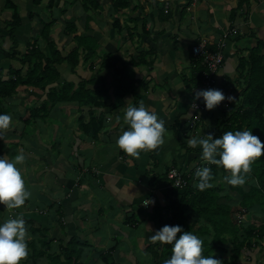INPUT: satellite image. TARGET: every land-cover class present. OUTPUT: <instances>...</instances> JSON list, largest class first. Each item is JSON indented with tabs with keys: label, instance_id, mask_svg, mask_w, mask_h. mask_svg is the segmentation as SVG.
<instances>
[{
	"label": "crops",
	"instance_id": "crops-1",
	"mask_svg": "<svg viewBox=\"0 0 264 264\" xmlns=\"http://www.w3.org/2000/svg\"><path fill=\"white\" fill-rule=\"evenodd\" d=\"M12 1L20 11L21 24L11 34L5 30L11 11L6 0H0L3 80L13 72L25 76L28 65L21 64L19 57L31 45L40 46L48 55L44 34H40L43 23L53 25L49 35L62 56L73 50V38L79 35L95 40L97 46L74 69L57 65L58 79L44 89L39 80L34 85H19L15 95L0 99V112L13 117V126L0 131V155L14 158L19 150L25 152L26 160L18 167L32 192L15 209L0 204V221L22 216L28 232L35 230L29 242L35 243L36 252L24 259L26 264H156L153 253L161 251L163 243L149 237L165 224L171 225L173 215L167 206L175 199L167 188L168 179L159 182V177L167 178L168 170L175 168L191 175L193 181L194 170L206 163L201 153L194 160L188 152L190 133L181 134L189 130L190 94H195L199 80L189 62L194 57L190 46L205 40L223 44L224 60L216 83L228 89L229 84L221 83L232 76L237 79L238 55L251 48L256 38L264 42V0H130L129 8L118 13L107 0H101L96 11H84L79 0H53L50 13L46 8L50 0ZM159 8L170 17L162 18ZM116 21L120 31L113 27ZM70 25L76 31L67 37L64 31ZM230 30L236 35L225 39ZM2 50L7 54L17 50L20 56L4 57ZM149 50L154 63L129 65L130 56ZM106 54L119 61L122 76L100 67ZM184 57L188 60L185 66ZM175 58L178 66L174 68ZM81 85L91 91L103 90L87 95L91 106L76 98L64 102L61 88H68L72 95ZM141 102L166 121L167 132L158 149L133 158L115 141L127 127L126 107ZM208 110L201 115L207 117ZM92 115L100 116L104 125L95 139L83 127ZM194 149L201 151L197 146ZM149 201L154 203L145 207L143 202ZM224 247L227 251L214 253L222 262L230 254V247ZM262 247L250 244L236 264L258 263L261 258L256 255L261 251L264 264Z\"/></svg>",
	"mask_w": 264,
	"mask_h": 264
},
{
	"label": "trees",
	"instance_id": "trees-1",
	"mask_svg": "<svg viewBox=\"0 0 264 264\" xmlns=\"http://www.w3.org/2000/svg\"><path fill=\"white\" fill-rule=\"evenodd\" d=\"M38 1L39 0H35V3H38ZM79 1L82 4L84 11H88L89 9L91 11H96L101 3V0ZM107 1L111 3L114 13L127 9L131 5L130 0ZM136 1L141 2L140 0ZM52 2L53 0H50L47 3L46 8L48 11H51L52 6L54 5ZM160 2L162 3V1ZM6 3L8 5V9L11 11V19L9 22H6L5 30L12 34L15 31V28L19 27L21 24L20 11L18 6L12 0H6ZM32 13V11L29 12L30 15ZM158 13L162 15V18L167 17L168 19L170 17L167 13H163L162 8H159ZM50 24L43 23L40 29V34H44L43 39H45L46 47L49 49L48 55L43 53L40 46L31 45V50L22 54L21 58L19 57L21 64L28 65V70L25 76H22L19 72H13L11 75L12 77L9 76L6 80H3V71L0 68V99L10 98L15 95L16 88L19 85H34L33 82L39 80H41L40 88L44 89L47 85L54 83L58 79L59 74L56 69L57 65L63 63L74 69L78 66L80 59L84 62L87 59V55L89 56V54L94 52L97 46L96 41L88 36L79 35L73 38L75 41L73 50L68 52L65 56H62L56 49V43L49 35L53 27V25ZM113 25L114 28H118L120 31L121 25L118 21L114 22ZM65 29L66 31H64V33L67 37H70V35L76 31L73 25L66 26ZM230 35H234V30H230L225 33L223 37L226 39L230 37ZM29 46L30 45H28V47ZM216 47L217 43L208 44L207 42L206 48L209 51H215ZM223 47H221V51H223ZM1 52L4 57H13L14 54H19L17 50H14V52L12 51L11 54H7L3 50ZM146 53L147 54L138 53L137 56H130V58H128L129 65L139 67L154 63V60H150V50ZM18 56H20V54ZM193 58L194 60L196 59L193 64L194 70L198 74L196 77L199 79L197 86L198 89H203L200 85L201 79L203 78L202 72H206L207 69L203 63L202 57L195 56ZM102 60L103 61L100 66L102 69H113V71H116L119 76L123 75L124 69L120 66L119 61L116 58H112L109 54H106ZM235 71L236 74H238V77L237 79H234L235 81H232V84H234V89H236L238 94H236L237 96H235L236 99L234 101H227L226 105L228 108L223 115V119L216 117L214 125L215 136H219L224 131L228 130L236 131L252 129V132L264 141L263 41L256 38L255 44L251 48L247 49L241 55H238ZM216 75L217 72L213 75L214 79ZM103 80L105 81V79ZM216 85L218 86L217 83ZM222 87L225 88L224 86ZM211 88H215L214 85H212ZM130 89L131 92H134L133 86H130ZM102 90L103 89H96L91 91L81 85L79 90L70 95V90L67 88L66 91V88L62 87L61 91L63 93L60 95L63 94L64 102L69 98H76L74 101H77L78 99L80 104L91 106L86 101L87 95L89 93L97 94ZM51 92L53 95L54 90ZM227 94H229V92ZM193 99L194 98H192L191 102ZM93 100L96 101V99ZM196 113V111L192 110L191 117L189 116L187 124V128L189 130L191 128L193 132L196 131L197 126L201 124L203 118H205V116L201 115V119L198 122H193V118ZM103 126V119L100 118V116L97 117L92 115L88 122H83V127L85 129L84 132L93 139L96 138ZM189 130L187 131L189 132ZM189 148L187 147L186 149ZM188 152L201 153V151L194 148H190ZM210 167L214 173V187L199 190L194 186V182L197 178L194 176L195 180L191 181L190 176L188 178V184L183 188V190L169 191L173 196H175V199L168 201L167 206V208L172 211L173 215L171 225L180 224L183 226L184 231L189 230L200 236L204 241L203 254L206 256L213 255L214 257L219 258V256L214 255V253L217 251H224V249L227 251L225 247L223 248L224 245H227V247H230V254L227 257V260H224L222 264H236L244 248L250 246V244H259L262 239L264 240V218H262V216L264 217V156L257 158L253 162L251 172L246 174L245 184L240 186H232L227 184L225 181V185L221 184L219 186L215 184L217 175L220 174L223 177L227 174V172L223 167L216 164H211ZM166 179L165 175L159 177V182L165 181ZM243 186H247L248 189L245 191ZM223 191H235L240 195V199H232L227 195L224 196L225 194H222ZM176 198H178V200H176ZM257 210L259 215H262L259 218V220L262 221V224L260 229L256 230V232L253 229V226L251 224L244 223L239 215L252 213L256 216V214H258L256 212ZM34 232L35 230L32 229L31 234L33 235ZM179 235L180 233L177 234V236ZM34 244V242L28 241L30 258L36 250V246ZM171 253L172 245L163 243L161 251L153 253L154 258L157 261L156 264H163L164 260L168 259ZM72 257L73 256L71 255V258ZM20 264H26L24 259L20 262Z\"/></svg>",
	"mask_w": 264,
	"mask_h": 264
},
{
	"label": "clouds",
	"instance_id": "clouds-1",
	"mask_svg": "<svg viewBox=\"0 0 264 264\" xmlns=\"http://www.w3.org/2000/svg\"><path fill=\"white\" fill-rule=\"evenodd\" d=\"M195 98H203L209 110L222 101H234L236 97L227 94L221 88H204L195 90ZM196 107V105H195ZM127 127L122 130L115 143L129 157L139 158L142 152L156 150L165 143L166 121L149 110L142 102L129 104L124 111ZM13 117L8 112H0V131L13 126ZM187 143L200 146L201 159L207 163L195 169L194 186L199 190L214 187V173L211 164L223 167L227 174L223 180L232 186L244 185L246 174L252 170L253 162L264 156V141L252 132V129L224 131L221 135L214 133L193 135ZM26 160L21 149L14 156L0 155V204L15 209L25 204L32 196L26 187L22 171L18 165ZM154 203V201H149ZM146 204V205H147ZM180 233L179 236L177 234ZM28 232L26 221L22 216L9 217L0 221V264H20L29 255ZM149 239L172 245L170 257L163 264H222L219 258L203 254V239L192 231H184L180 224H165L156 230Z\"/></svg>",
	"mask_w": 264,
	"mask_h": 264
},
{
	"label": "rangeland",
	"instance_id": "rangeland-1",
	"mask_svg": "<svg viewBox=\"0 0 264 264\" xmlns=\"http://www.w3.org/2000/svg\"><path fill=\"white\" fill-rule=\"evenodd\" d=\"M47 19H48V15H47ZM47 19H42V20H45V22L47 21ZM47 23V22H46ZM167 29V28H166ZM236 34H234V36H235ZM54 41V40H53ZM55 42V41H54ZM56 43V42H55ZM209 44V43H208ZM195 46H198L197 45V43H195V44H193V45H191L190 46V50L192 51V53H193V47H195ZM157 54H159V53H157ZM193 56L195 57V55L193 54ZM160 58H161V54H160V56H159ZM158 57V58H159ZM182 57V56H181ZM183 58V57H182ZM186 58L188 59V56L186 55ZM185 57H184V59H185V62H183L182 64L185 66L187 63H188V60L186 59ZM177 59L175 58V60H173V63H172V65H173V67L175 68L176 66H178L177 65ZM196 61V59L194 60V58H193V60L192 61H189V62H195ZM183 68H186V67H183ZM140 69H142V67L141 68H138V70H140ZM188 69H189V67H188ZM175 71L177 72H181V70H179L178 68L177 69H175ZM197 74V73H196ZM189 75H190V73H189ZM198 75V74H197ZM216 77H217V75L215 76V81H216ZM231 78H232V80H231ZM230 79L229 78H227V80L224 82V83H221V85L222 84H229V88L228 89H225V88H223L222 86H216V83L214 84V87L215 88H221V89H223L224 90V92H226V93H228L229 92V94L230 95H232V96H237L236 94H238L237 92H236V89H234V84H232V81H234V76H232ZM170 91H171V89H170ZM170 91H168V93L170 94L171 92ZM192 92H193V90H192ZM191 95V97H195V94L193 95V94H190ZM227 101L228 100H225V101H222L217 107H215V108H213V109H211V110H208V116L207 117H205V118H203V120H202V122H201V124H199V126H197V128H196V132H197V134L196 135H200V136H203V135H205V134H207L208 132H212V133H214V128H215V119H216V117H220L221 119H223V115L225 114V112L227 111V108H228V106L226 105V103H227ZM190 132H188L187 130H186V132H184V133H181V134H187L188 135V133H190V136L192 137L193 136V134H191L193 131H192V129L190 128V130H189ZM177 133H178V130H177ZM215 134V133H214ZM188 137V136H187ZM183 145V144H182ZM188 147H190V148H194V147H192V146H190V145H188ZM198 148L200 147V146H197ZM192 153V156H194L195 157V159L194 160H197L196 158L198 157V153H193V152H191ZM203 162H206V161H203ZM215 184H217V185H221V184H224L225 185V182H224V180H223V177L219 174V175H217V177H216V179H215ZM243 189L246 191L247 189H248V187L247 186H243ZM222 194H225L224 196H228V197H231L232 199H240V195L237 193V192H231V191H223L222 192ZM250 212V211H249ZM258 214H256V216L255 215H253L252 213H246L245 215H239L240 216V218H241V220L244 222V223H247V224H251L252 226H253V229L256 231V230H258V229H260V227H261V224H262V221L261 220H259V218L262 216H260L259 215V212H258V210L256 211ZM259 216V217H258ZM262 218H264L263 216H262ZM257 232V231H256ZM259 244H264V240L262 239L260 242H259ZM262 249H264V247H262L261 248V250ZM244 250V249H243ZM242 253V252H241ZM263 256V252L261 251L260 253H257V255H256V257H258V259H260V260H258V263L257 262H254L255 264H261V261H262V257ZM240 257V256H239ZM224 260H227V258H225Z\"/></svg>",
	"mask_w": 264,
	"mask_h": 264
},
{
	"label": "built area",
	"instance_id": "built-area-1",
	"mask_svg": "<svg viewBox=\"0 0 264 264\" xmlns=\"http://www.w3.org/2000/svg\"><path fill=\"white\" fill-rule=\"evenodd\" d=\"M191 3L197 2L199 0H186ZM198 46L193 47V54L195 56H200L203 58V63L207 69L206 72H202L203 78L201 79V87L204 88H211L212 85L215 84V79L213 75L218 71L223 63V55L221 51V47L223 44L217 43V47L215 51H209L206 48L207 42L201 41ZM196 105V107H195ZM190 108L193 111H196V115L193 118V122H198L201 118L202 112H204L207 108L203 102V98L196 99L194 97L193 101L190 104ZM207 163V162H206ZM205 163V164H206ZM195 172V170H194ZM189 176H185L182 173L178 172L175 168H170L167 172V179L168 185L167 188L169 191L171 190H183L184 187L188 184ZM147 202H143V205L146 207Z\"/></svg>",
	"mask_w": 264,
	"mask_h": 264
}]
</instances>
